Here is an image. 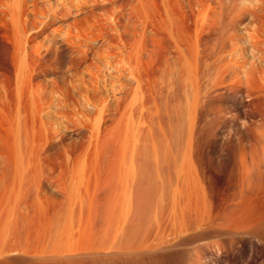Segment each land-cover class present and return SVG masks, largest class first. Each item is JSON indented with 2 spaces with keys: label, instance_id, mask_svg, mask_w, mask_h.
Here are the masks:
<instances>
[{
  "label": "rangeland",
  "instance_id": "obj_1",
  "mask_svg": "<svg viewBox=\"0 0 264 264\" xmlns=\"http://www.w3.org/2000/svg\"><path fill=\"white\" fill-rule=\"evenodd\" d=\"M0 264H264V0H0Z\"/></svg>",
  "mask_w": 264,
  "mask_h": 264
}]
</instances>
